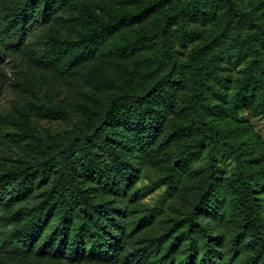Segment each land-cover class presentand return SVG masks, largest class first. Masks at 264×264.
Returning a JSON list of instances; mask_svg holds the SVG:
<instances>
[{"label":"trees","instance_id":"1","mask_svg":"<svg viewBox=\"0 0 264 264\" xmlns=\"http://www.w3.org/2000/svg\"><path fill=\"white\" fill-rule=\"evenodd\" d=\"M70 1L16 0L7 16L0 14V65L8 54L22 51L31 32L46 24L54 11ZM204 8L213 13L216 8L222 9L224 22L220 31L206 45L194 49L190 57L188 103L194 119L175 124L166 141L189 134L199 123L214 129L206 110L216 116L223 115L228 108L246 104L256 91L264 101V54L261 51L264 25H254L251 14L237 9L232 0H188L177 4L174 11L164 17L158 31V48L162 59L169 64L161 78L139 91L129 70L122 66L125 88L109 93L85 126L46 139L28 133L26 128L22 130L33 156L25 164L0 174V200L27 198L36 185L44 189L36 203L17 212L20 219L10 229L5 245L8 250L23 255L65 257L69 262L114 263L120 257L126 249L129 233L124 226L126 206L116 201V196L121 192L127 195L137 172L130 165L128 155L148 150L161 131L165 114L156 105L162 98L173 100L172 91L183 80L171 48L172 36L177 35L183 42L185 36L191 35L185 26V17L192 13L205 15ZM79 21L85 28L83 34L62 48L50 46L46 55L49 62L63 60L67 66H76L93 58L99 47L123 24L116 19H97L88 5L82 7ZM241 23L248 27L242 42L246 51L242 54L239 48L234 57L239 60L244 54L249 56L243 76L226 108L221 104L205 105L207 85L200 57H207L210 72L219 79L216 61L222 55L229 30ZM142 43L140 38L128 41L121 47L122 53L133 52ZM155 71L154 67L148 73L151 76ZM110 80L104 78L102 82L108 84ZM202 144L198 141L196 146ZM219 148L227 150L234 161V173L225 183L218 176L216 151ZM226 190L233 194V202L245 220L244 229L229 235L207 229L199 219L202 213L218 220L226 216ZM194 209L193 215L175 221L172 228L144 240L132 251L136 263L264 264V169L252 168L244 149L228 139L225 131L215 128L210 140ZM140 225L141 219L133 221L131 227ZM242 251L248 255L241 262H235Z\"/></svg>","mask_w":264,"mask_h":264},{"label":"rangeland","instance_id":"2","mask_svg":"<svg viewBox=\"0 0 264 264\" xmlns=\"http://www.w3.org/2000/svg\"><path fill=\"white\" fill-rule=\"evenodd\" d=\"M186 1L72 0L54 11L46 24L37 26L23 50L8 54L0 65V174L31 160L33 151L23 137L24 128L32 135L46 139L89 123L94 111L109 93L125 88L121 79L122 66L129 70L135 89L139 91L161 78L168 71L169 64L162 59L158 48L159 27L177 4ZM232 1L237 9L251 14L254 25H264V0ZM15 2L3 0L0 4L1 16H7ZM85 5L99 20L116 19L123 24L99 47L93 58L76 66H67L63 60L49 62L46 55L50 46L62 48L77 41L85 31L79 21ZM204 9L205 15L192 13L185 17V26L191 35L185 36L183 42L177 35L172 36L171 48L177 65L181 67L183 80L173 89V100L162 98L156 105L165 114L161 131L148 150L128 155L130 165L137 172L127 195L121 192L120 196H116V201H122L126 206L124 226L129 233L126 249L122 250L120 257L114 263L96 260L69 262L65 257L23 255L8 250L5 245L10 229L20 219L17 212L33 205L41 197L44 187L36 185L27 198L10 202L0 200V264H137L132 251L144 240L164 233L173 227L175 221L195 212L200 179L215 128L225 131L228 139L244 149L252 168L264 169V101L257 91L248 97L246 104L235 109L228 108L223 115L216 116L206 110L214 129L199 123L198 128L194 125L189 134L166 141L175 124H185L194 119L188 103L191 91L188 78L190 57L194 49L206 45L220 31L224 22L222 9L216 8V13ZM247 31L246 23L229 30L222 55L216 61L219 79L210 72L207 57H200L202 76L207 85L205 105L228 106L249 61L247 54L239 60L234 57L239 48L242 54L245 53V43L242 42ZM136 38L143 40L140 48L122 53L121 47ZM261 51L264 54V47ZM157 63H160L159 67ZM154 67L156 71L150 76L148 70ZM104 78L111 80L105 84L102 82ZM198 141L203 143L202 146H196ZM216 157L218 176L225 183L234 173L233 156L219 148ZM232 197L231 191L226 190L224 198L228 212L221 220L200 214L199 219L207 229L229 235L245 228L243 214ZM140 219L138 228L131 227L133 221ZM247 255L248 252L242 251L235 262H241Z\"/></svg>","mask_w":264,"mask_h":264}]
</instances>
